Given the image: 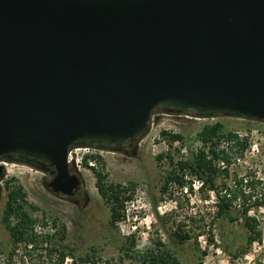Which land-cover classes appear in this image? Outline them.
I'll use <instances>...</instances> for the list:
<instances>
[{
	"label": "water",
	"instance_id": "obj_1",
	"mask_svg": "<svg viewBox=\"0 0 264 264\" xmlns=\"http://www.w3.org/2000/svg\"><path fill=\"white\" fill-rule=\"evenodd\" d=\"M158 107L264 124V0H0V181L53 168L69 199V149L137 142Z\"/></svg>",
	"mask_w": 264,
	"mask_h": 264
},
{
	"label": "rangeland",
	"instance_id": "obj_2",
	"mask_svg": "<svg viewBox=\"0 0 264 264\" xmlns=\"http://www.w3.org/2000/svg\"><path fill=\"white\" fill-rule=\"evenodd\" d=\"M153 120L149 130L135 144V154L126 155L117 151H102L96 149L92 156L101 159V164L95 162L94 168L106 175L108 183L126 185L134 182L136 185L132 200L125 203V218L116 223V228L110 224L108 205L102 200L95 188V177L88 168L81 167L84 190L88 197L87 204L81 200L80 207L55 197L47 192L43 184L50 178L42 172L28 166L5 163V177L0 181V264H61L58 253L46 249V235H51L60 225V232L55 238L57 245L67 253L73 254L74 264H113L118 262L120 247L125 239L134 236L137 243L153 247L161 241L173 250L184 264H264V207L251 208L249 215L254 217L262 230V240L248 247L244 256L230 259L227 251H235L245 244V232L241 220L234 225H228L218 220L214 226V244L207 248L205 235L197 237L198 231L193 228L189 217L197 212L208 221L212 214V202L198 201V195L174 190L173 199L160 194L163 176L170 170L167 159L157 161L156 157L170 152L174 161L189 158L200 144L196 134L206 125L221 123L225 131H231L240 140L246 142L242 157L228 168V176L221 175L218 185L225 183L229 189H234V175L243 178L242 193L252 195L253 199L264 197V124L241 118L214 116L208 119L198 118L193 112L186 114H169L162 110L151 113ZM181 134L184 137L183 146L175 143L171 148L161 132ZM256 145L258 152H252ZM185 149L183 152L182 150ZM76 170V169H75ZM11 177L22 185L28 204L38 209L30 210L35 219L33 233L37 244L24 246L19 244L15 249L8 232L1 223L3 209L7 199L5 181ZM195 191V190H194ZM213 200V198H211ZM177 202V204H175ZM241 202L237 200L233 206L235 213L241 210ZM176 205V206H175ZM172 212L168 218L159 219L163 214ZM157 213V214H156ZM195 220L197 217H193ZM183 222L186 230H193L191 238L179 244L175 237L176 224ZM201 224V223H200ZM206 248V255L202 251ZM96 257V260L84 263L79 260L85 256ZM71 256H67L63 264H71ZM125 260L123 264H129Z\"/></svg>",
	"mask_w": 264,
	"mask_h": 264
},
{
	"label": "trees",
	"instance_id": "obj_3",
	"mask_svg": "<svg viewBox=\"0 0 264 264\" xmlns=\"http://www.w3.org/2000/svg\"><path fill=\"white\" fill-rule=\"evenodd\" d=\"M161 136L166 138L169 148L175 143L183 146L185 142L181 134H170L163 131ZM195 139L200 147L192 152L189 158L182 157L174 161L170 152L162 153L156 157L157 161H161L163 158L167 159L170 165V170L162 178L160 194L173 199V189L185 191L186 194L196 192L198 201L204 204L209 203V201L212 202L213 211L208 221H205L198 212L193 216L197 217L196 220L189 217L190 221L195 223L193 228L198 231L196 236L205 235L207 248L214 244L213 231L218 220L228 225H234L240 219L245 232V244L235 251H227L231 260L239 258L246 254L248 247L254 243H260L262 240V230L259 228L257 220L249 215V211L251 208L264 207V197H255L251 201L253 196L243 194L241 185L244 181L246 185L252 186L253 182L247 183L243 178H238L237 174L234 175L236 185L234 189H229L225 183L218 185L217 180L221 175L228 176V168L242 157L246 149V142L240 140L233 132L225 131L219 122L204 126L196 134ZM88 158L98 164H101V159L96 156H85L83 167L90 169L94 174L95 188L105 204L108 205L110 224L116 228L115 224L125 218V203L132 200L136 185L134 182H129L126 185L108 183L105 174L88 165ZM221 162L224 164L223 168L220 166ZM4 184L7 199L1 223L10 236L12 248L15 249L19 244H23L25 247L28 244L35 246L37 241L33 233V226L36 221L32 218L29 209L35 211L38 208L27 203L26 193L15 178L7 179ZM237 200L241 202V210L235 213L233 204ZM171 215L172 212H168L161 217L157 214V217L166 219ZM184 228L183 222L176 224L175 237L179 240V244L188 241L191 238L190 233L193 232V230ZM60 232L64 234L62 225L53 234L45 236L48 242L46 249L49 250L48 246H50L51 251L58 253L61 264L67 256H71V264H74L73 254L65 252L57 245L55 237ZM120 250L122 254L118 262L113 264H123L125 260L129 261V264H184L176 253L161 241H157L153 247H150L137 243L134 236H131L125 239ZM202 255H206V248L202 251ZM79 260L84 263L94 262L96 257L86 255Z\"/></svg>",
	"mask_w": 264,
	"mask_h": 264
},
{
	"label": "flooded vegetation",
	"instance_id": "obj_4",
	"mask_svg": "<svg viewBox=\"0 0 264 264\" xmlns=\"http://www.w3.org/2000/svg\"><path fill=\"white\" fill-rule=\"evenodd\" d=\"M156 110H162V111H164L162 108L158 107V108H155L153 110V112L156 111ZM135 144H136V142H129V141H127V142H125L123 145H121L118 148L111 147L110 150L117 151L119 153H123V154H126V155H133V154H135ZM70 165H72V166H70V174H75L76 173V170H75L74 165L73 164H70ZM46 175L51 180L53 178V168H48ZM80 182H81L80 183V186L78 187V189L76 190V192L74 193V195L71 198L67 199V198H63L61 196H56V195H54V196L55 197H58L60 199H63V200H65V201H67V202H69L71 204H73L77 208L80 207L81 200L83 201L84 204H87L88 197H87L86 192L84 190V184H83L82 178L80 179ZM47 183H44V184H47ZM1 191H2V189L0 187V200H1Z\"/></svg>",
	"mask_w": 264,
	"mask_h": 264
},
{
	"label": "built area",
	"instance_id": "obj_5",
	"mask_svg": "<svg viewBox=\"0 0 264 264\" xmlns=\"http://www.w3.org/2000/svg\"><path fill=\"white\" fill-rule=\"evenodd\" d=\"M200 118V117H198ZM202 119H208V118H202ZM153 120V115L150 116L149 121V128ZM149 130V129H148ZM96 148H86V147H75L70 148L67 154V162L69 164H73L76 169H80L83 166V158L85 156H92V154H95ZM99 151V150H98ZM183 152L185 149L182 150ZM252 152H258L256 145L251 147ZM87 163L90 167H93L95 165L94 160H91L90 158L87 159ZM221 168L224 167V164L220 163Z\"/></svg>",
	"mask_w": 264,
	"mask_h": 264
},
{
	"label": "bare ground",
	"instance_id": "obj_6",
	"mask_svg": "<svg viewBox=\"0 0 264 264\" xmlns=\"http://www.w3.org/2000/svg\"><path fill=\"white\" fill-rule=\"evenodd\" d=\"M3 165H4V166H6V164H5V163H3Z\"/></svg>",
	"mask_w": 264,
	"mask_h": 264
}]
</instances>
